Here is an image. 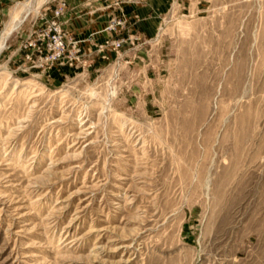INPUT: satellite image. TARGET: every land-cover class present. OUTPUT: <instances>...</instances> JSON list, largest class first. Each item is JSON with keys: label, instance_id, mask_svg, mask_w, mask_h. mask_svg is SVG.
Instances as JSON below:
<instances>
[{"label": "rangeland", "instance_id": "1", "mask_svg": "<svg viewBox=\"0 0 264 264\" xmlns=\"http://www.w3.org/2000/svg\"><path fill=\"white\" fill-rule=\"evenodd\" d=\"M60 1L0 11V264H264V0H87L26 57Z\"/></svg>", "mask_w": 264, "mask_h": 264}, {"label": "crops", "instance_id": "2", "mask_svg": "<svg viewBox=\"0 0 264 264\" xmlns=\"http://www.w3.org/2000/svg\"><path fill=\"white\" fill-rule=\"evenodd\" d=\"M13 0H0V11H3L6 9L8 6L7 4ZM53 3L57 0H51ZM66 1V6H65V12L63 14L62 22L63 28L68 32V33H73L75 30H81L83 33H81L80 37H84L83 35L89 34L92 30L99 31L101 33V36L107 37L103 30L104 28V23L100 20L90 23L89 22V16L85 14L84 12L86 10H100L99 3H88L87 0H65ZM17 4V3H16ZM152 5L151 8H149V5L143 4V5H138V4H133L130 5L126 8H123V10H134L136 14L138 15L137 18L131 19L133 22V26L136 30L139 31H146L148 29V26H152L154 23V20H156V14H158L162 10V8H159L157 5L160 4V0H153L149 3ZM116 10V8H113ZM112 9V10H113ZM111 10V9H110ZM147 10H153V14L148 15ZM103 19H105L103 17ZM1 17H0V22H1ZM6 25V24H5ZM78 33V32H77ZM77 38L79 39V34L76 35Z\"/></svg>", "mask_w": 264, "mask_h": 264}, {"label": "built area", "instance_id": "3", "mask_svg": "<svg viewBox=\"0 0 264 264\" xmlns=\"http://www.w3.org/2000/svg\"><path fill=\"white\" fill-rule=\"evenodd\" d=\"M65 5L66 1L61 0L60 5L54 11L51 13L44 11L40 15L41 23L46 26L47 31L43 30L38 33L34 40L28 39L21 42L20 47L26 57L29 58L33 53H37L42 62L52 63L54 60L65 56L69 43H72L75 53L79 51L75 41L70 40L71 42H68L65 39L68 38L69 34L61 27Z\"/></svg>", "mask_w": 264, "mask_h": 264}, {"label": "bare ground", "instance_id": "4", "mask_svg": "<svg viewBox=\"0 0 264 264\" xmlns=\"http://www.w3.org/2000/svg\"><path fill=\"white\" fill-rule=\"evenodd\" d=\"M31 2H28L26 4L27 7L25 8H21L19 13H18V16L17 19L14 18V20L8 24V28L6 29V31L2 34L1 36V39H0V51L4 48L5 46V40L6 38L19 26V24L23 21V19H25L26 15L28 14V12L30 11L31 9ZM24 10V11H23ZM21 14V15H19ZM13 19V18H12ZM80 134H84L83 132L80 133ZM72 241H76V239H72ZM70 242V241H69ZM74 244V243H73Z\"/></svg>", "mask_w": 264, "mask_h": 264}]
</instances>
